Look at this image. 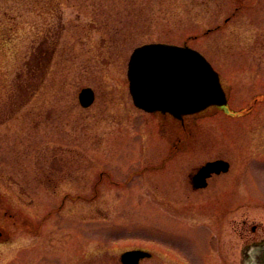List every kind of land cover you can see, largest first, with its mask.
I'll use <instances>...</instances> for the list:
<instances>
[{
	"label": "rangeland",
	"instance_id": "obj_1",
	"mask_svg": "<svg viewBox=\"0 0 264 264\" xmlns=\"http://www.w3.org/2000/svg\"><path fill=\"white\" fill-rule=\"evenodd\" d=\"M51 22L65 31L58 49L68 41L73 57L47 66L46 83L57 82L43 87L39 105L35 98L0 123V228L11 235L0 244V264H120L119 254L134 248L152 252L140 264H245L241 250L264 241V0H0V101L18 73L35 67V45ZM99 25L106 28L98 31ZM147 42L185 43L203 54L220 75L226 106L186 116L184 132L178 123L137 110L128 94L127 60ZM79 83L120 97L118 113L107 119L119 124L116 140L97 143L94 108L86 117L91 129L79 128L84 113L71 108ZM37 105L63 114L41 126L43 151L60 158L54 176L42 177L53 186L35 182ZM179 136L188 137L186 144L163 172L94 191L102 163H114L124 180L157 162L146 153L167 152ZM113 148L120 160L112 161ZM216 158L230 160L229 195L193 193L188 177L182 186L178 173ZM223 200L229 205L219 204Z\"/></svg>",
	"mask_w": 264,
	"mask_h": 264
},
{
	"label": "flooded vegetation",
	"instance_id": "obj_2",
	"mask_svg": "<svg viewBox=\"0 0 264 264\" xmlns=\"http://www.w3.org/2000/svg\"><path fill=\"white\" fill-rule=\"evenodd\" d=\"M236 2H242L243 0H235ZM238 8L235 9V11H237ZM234 14V13H232ZM53 15V14H52ZM230 17L225 19V22H227L229 20ZM94 26V25H93ZM90 26V29L93 31H95L96 29L99 31L100 29H103V26H98L96 29L95 27ZM48 30L45 32L44 36H42L41 38H39V40L37 41L36 45H35V49H34V56H33V62L32 64H34L35 67L31 68L30 66H28V71H22L20 73H18L16 75V79L14 80V82L9 86V90L7 95L5 96V98H3V100L0 101V123H6L9 120L13 119L16 115H18V113L20 111H22V109H24L26 107V105L31 102L32 100H35V98H37V103L38 105L40 104L41 101V91L43 90V87H45V85H54V83H56L57 81H54L52 83H46L47 81V72H45L46 68L48 65H51L53 60L57 57L60 58L62 60H65L67 58H72V52H71V44L66 41V46L62 45L59 49V42L61 40V38H63V34L65 33L64 30H54L53 28L55 27V24H53L51 22V24H49L48 26ZM62 25H60L59 28H61ZM106 28V27H105ZM83 33L85 35V38H87V40H91V35H88V33L90 31L86 30L85 27H82ZM55 31V32H54ZM114 31H119L118 28H116ZM64 32V33H63ZM115 39L118 37L117 34H114L113 36ZM100 43L101 45L103 43H106L105 41V37L102 36L100 37ZM99 43V42H98ZM106 45V44H105ZM98 48V47H95ZM116 52V51H115ZM123 52H117L116 56L117 59H120L122 56ZM101 53L98 54V56H100ZM128 58H129V54H128ZM31 64V65H32ZM82 79V78H81ZM61 82H64L66 84V81L61 80ZM128 84V83H127ZM77 87H75V98H76V103L77 106H75V104L71 106L74 107L73 109H80L82 110V112L84 113L82 116V118H84V122L83 124L80 123L79 128H83V126H88L89 129L90 125L88 122H86V117H88L89 113H91V110H94V114L93 117H96L97 123H99L101 126H99V130L97 132V138L96 140L98 141L97 143H99V145H103L104 143H107V141L111 139V137L113 136V139L116 140L117 139V135L116 132L117 128L119 127L118 122H114L111 123V121L107 120L108 118H110V116H112V118H115V114H117V103H116V97L117 96L116 92L114 90H106L103 91V94L99 95L98 94V90H100L98 87V85L96 86L95 84H84V83H79L78 85H76ZM82 89H89L91 91V100L88 103V105L83 106L80 100V92ZM62 93H66L65 89H62ZM128 94H129V90H128ZM130 96V94H129ZM120 98V97H119ZM131 99V96H130ZM36 102V101H35ZM37 105V109H36V113H35V117L36 120L34 122V128L36 130V135L37 137V141L39 143L35 144L36 148H35V159H34V166H36L35 170V177H36V183L39 184L40 186L43 185H47V186H53V180L52 179H46V181L42 178V177H53L54 176V172H56L55 168L53 167L54 163H57L60 161V158H58L57 154L51 150H47V151H43V147H42V136H43V130L41 129V126L43 123L46 124H52L54 123L57 118V115L59 113L58 108H53V106L50 107V109H44L42 108V106H38ZM112 107V108H111ZM137 110L141 111L142 113L146 114V115H155L157 118L161 119L162 121H165L167 118L169 120V118H171L169 115L167 114H159V113H146L144 111H142L141 109H139L138 107H135ZM57 111H53L56 110ZM92 110V111H93ZM77 112V110H76ZM63 115V114H62ZM59 115L58 116H62ZM75 119H77V114L74 115ZM78 121V119H77ZM185 120L183 119L182 121H178L180 130L182 132H184L185 130V125H184ZM111 123V125H110ZM68 126V122L65 121L64 126ZM113 125V126H112ZM78 126V124H77ZM78 128V129H79ZM87 127H84V130H86ZM52 131L48 132L51 133ZM83 132V131H82ZM39 133V134H38ZM49 136V135H48ZM82 137L84 138V135H82ZM116 138V139H115ZM188 137H177L176 139V143H173V148L172 149H168V147H166L165 150H167V152H164L162 154H157L154 155L153 153H146V158H150L151 160H154L155 156H157L155 158V160L157 161L154 164H148V165H142L141 168L134 170L133 172H131L130 174H128L126 177V179L124 180H120L119 178V170L118 168H115L116 165L113 166V164H109V168H106L105 164H101L100 166H102V169L98 170L97 173L93 176H96L97 179L93 185L94 191L97 192L98 188H100V190H103L105 187L107 189H112L113 187H117L119 185L127 187L129 186V183H127L133 176H139V175H143L146 172H154V169L163 172L164 169H166V167H168V163L170 160L173 159V156H175V150L179 149L181 145L186 144L185 141H187ZM85 140H89L87 138V136L85 137ZM94 144H96V141L94 142ZM114 151V152H113ZM44 153V154H43ZM111 155H113L112 157V161L114 159L120 160L122 157V153L121 152H116V149L113 148ZM42 158V160H44V164L41 165L40 159ZM216 159H224L226 161L229 162V166L231 167V163L230 160L228 158H216ZM214 159V160H216ZM208 161H212V160H208ZM206 162V161H205ZM111 163V162H109ZM43 166L45 168H43ZM68 167V165H67ZM66 167V168H67ZM113 168V169H112ZM116 170V171H115ZM230 170V168H229ZM221 172L219 174H212L210 177H208V179L206 180V185L202 188H195L192 185V175L193 173H185L183 170L180 173H178V176L182 179V186L185 187V183H186V179L188 177V182L190 183V190L193 193H197V192H203V191H209V190H214L215 193L217 192H222V193H227V195H229L232 190H233V185L231 184L232 181V177H228V172ZM6 172V171H5ZM48 173V174H47ZM214 180V181H213ZM85 181H87V179H85ZM218 181V182H217ZM35 184V185H37ZM218 184V185H217ZM165 188H168V181L166 182L165 186H163ZM230 199V197H229ZM225 205H229L230 201L229 200H223L222 202H219V204H224ZM14 216L8 217L9 219H14ZM7 218V219H8ZM15 220V219H14ZM18 224H22L24 226H26V222H23L24 220L21 217H18L17 220ZM40 229V226H39ZM252 232H255L256 227L253 226L251 228ZM7 230L0 228V244H5L6 242H8L10 240V233L6 232ZM260 243V242H256L255 244ZM243 251V249L241 250ZM225 258V256H224ZM224 258L222 260H224Z\"/></svg>",
	"mask_w": 264,
	"mask_h": 264
},
{
	"label": "water",
	"instance_id": "obj_3",
	"mask_svg": "<svg viewBox=\"0 0 264 264\" xmlns=\"http://www.w3.org/2000/svg\"><path fill=\"white\" fill-rule=\"evenodd\" d=\"M127 76L135 105L149 112L169 114L175 120L211 105L226 104L216 72L198 52L186 46L151 44L137 48L129 61ZM80 100L86 106L91 94L82 91ZM221 169L226 170L227 163H207L195 175V183ZM149 256L141 250L127 251L120 255V262L137 264ZM253 264H264V246L255 252Z\"/></svg>",
	"mask_w": 264,
	"mask_h": 264
}]
</instances>
